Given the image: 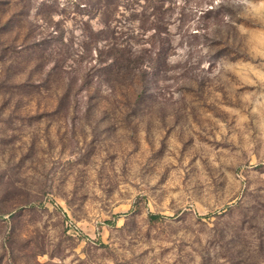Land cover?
<instances>
[{"label": "rangeland", "instance_id": "rangeland-1", "mask_svg": "<svg viewBox=\"0 0 264 264\" xmlns=\"http://www.w3.org/2000/svg\"><path fill=\"white\" fill-rule=\"evenodd\" d=\"M0 264H264V0H0Z\"/></svg>", "mask_w": 264, "mask_h": 264}]
</instances>
